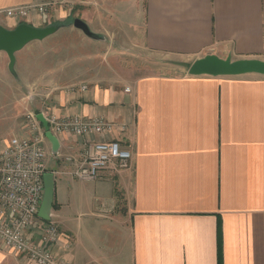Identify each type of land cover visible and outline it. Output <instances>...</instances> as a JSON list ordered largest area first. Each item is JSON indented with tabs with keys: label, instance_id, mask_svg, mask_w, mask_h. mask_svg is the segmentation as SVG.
<instances>
[{
	"label": "crops",
	"instance_id": "0c3cea01",
	"mask_svg": "<svg viewBox=\"0 0 264 264\" xmlns=\"http://www.w3.org/2000/svg\"><path fill=\"white\" fill-rule=\"evenodd\" d=\"M107 1L0 0V25L20 23L4 9L47 3L45 15L33 12L26 23H64L96 49L55 65L70 77L48 89L24 83L36 112L113 123L106 134L51 131L56 154L40 123L54 181L50 220L59 230L53 255L67 264H264V74L174 75L128 63L144 49L189 64L206 54L264 60V0H123L124 28L109 26ZM74 18L104 39H85L68 23ZM103 50L125 68L99 61ZM7 63L0 51L1 96L19 89L4 78ZM8 97L0 99V151L9 140L4 124L27 135ZM110 139L131 149L127 168L108 167L89 181L71 174L66 155L80 160L85 142ZM44 222L30 227L33 240ZM0 264L36 263L0 244Z\"/></svg>",
	"mask_w": 264,
	"mask_h": 264
},
{
	"label": "built area",
	"instance_id": "2783aa9c",
	"mask_svg": "<svg viewBox=\"0 0 264 264\" xmlns=\"http://www.w3.org/2000/svg\"><path fill=\"white\" fill-rule=\"evenodd\" d=\"M48 4H30L9 7L2 12L18 22H26L30 14L45 15ZM129 91V87H125ZM49 129L84 136L92 133L106 134L113 123L102 117L81 118L78 115L57 117L40 109ZM37 112L26 110L22 122L26 136L13 135L0 151V244L20 253L36 264H67L52 253L51 245L57 240V224L48 220L38 240H33L30 227L39 217L37 211L43 196V173L46 171L47 152L43 146V129ZM82 159L70 155L65 161L73 164L71 174L82 181L98 179L101 170L112 167L120 170L129 166L132 152L122 147L118 140L85 142Z\"/></svg>",
	"mask_w": 264,
	"mask_h": 264
},
{
	"label": "rangeland",
	"instance_id": "374dc122",
	"mask_svg": "<svg viewBox=\"0 0 264 264\" xmlns=\"http://www.w3.org/2000/svg\"><path fill=\"white\" fill-rule=\"evenodd\" d=\"M105 3L106 5L101 7V9L106 12L110 19L109 26L119 24L120 27L124 28L126 23L123 21L125 20L128 23L127 3L123 0H108ZM62 28L63 27L61 26L57 31L42 40L30 42L33 44H27L15 53L16 60L14 69L17 76L12 75L7 69L6 76L4 78L12 80L10 84L15 87L19 85V89L15 93L10 95L8 94L7 96H1L0 94V99L2 97L3 100L9 96L6 100L8 103L6 108L7 110L11 109L10 115L17 114V116L21 117L26 110H37L38 107L36 106V101L31 103V100L28 99L26 91L28 86H30L33 82L41 80V82L45 83L43 84L45 89H48L51 84H56L58 81H63L64 79L67 80L70 77L71 70H69L68 67L63 68L62 70H58V68H56L55 70V65L58 64L59 66L61 61H64L66 66L67 64L69 65V59L73 56V53L76 54L84 51L94 53L96 51V49L89 48V44L80 43V40H77L79 38L76 34L63 30ZM92 28L93 27H91V29ZM77 31L80 35H83L79 30ZM83 37H85V39H91L84 35ZM30 45L36 46L33 47ZM125 48L127 49L123 52H131L129 44L125 45ZM103 51L101 53H96V58L99 59V61H102L103 59V62L110 63V65H114V61L117 63V60L114 59L113 61L114 55H112V53L105 51L107 54L103 55ZM141 52L138 54V51L136 50L134 53L136 56H134L133 59L131 56L128 60V63L133 64L131 66L174 75L188 73V62L178 60L175 57L156 55L146 49L141 50ZM96 58H93V60L98 62ZM116 63L112 66V69L117 70V68H125L123 64L117 67ZM145 70H142L141 72H144ZM61 72L64 75H59ZM28 81H31L30 84L28 86L24 85V83ZM0 88H2V85H0ZM34 88H36V86H34ZM1 111L2 110H0V113ZM2 132V136H8L9 139L13 135L20 136L18 134V126L15 124L12 126L4 124V130Z\"/></svg>",
	"mask_w": 264,
	"mask_h": 264
},
{
	"label": "water",
	"instance_id": "95a60500",
	"mask_svg": "<svg viewBox=\"0 0 264 264\" xmlns=\"http://www.w3.org/2000/svg\"><path fill=\"white\" fill-rule=\"evenodd\" d=\"M80 29L86 36L99 40L103 36L95 33L89 25L80 18H74L71 23ZM63 24H49L46 26H33L26 22H20L12 28L0 25V51L6 53L8 57L7 68L9 72L17 76L15 65V53L22 49L27 43L34 40H42L57 31ZM189 74L208 75H238L244 73L264 74V60L259 58H238L232 59L230 56L219 57L215 54H206L194 59L187 69ZM37 119L45 129L46 137L52 142V153L56 154V137L51 133L49 125L43 115L38 112ZM54 181L53 173L45 171L43 173V196L38 207L37 216L43 220H50L53 204Z\"/></svg>",
	"mask_w": 264,
	"mask_h": 264
},
{
	"label": "trees",
	"instance_id": "16d2710c",
	"mask_svg": "<svg viewBox=\"0 0 264 264\" xmlns=\"http://www.w3.org/2000/svg\"><path fill=\"white\" fill-rule=\"evenodd\" d=\"M68 23L71 24L72 23V20H69ZM61 24H64V23H61ZM218 234L220 235V225H218Z\"/></svg>",
	"mask_w": 264,
	"mask_h": 264
}]
</instances>
